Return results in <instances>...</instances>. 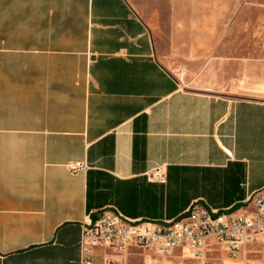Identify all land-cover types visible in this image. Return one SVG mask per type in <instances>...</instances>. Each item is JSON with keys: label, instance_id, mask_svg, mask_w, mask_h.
Instances as JSON below:
<instances>
[{"label": "crops", "instance_id": "0c3cea01", "mask_svg": "<svg viewBox=\"0 0 264 264\" xmlns=\"http://www.w3.org/2000/svg\"><path fill=\"white\" fill-rule=\"evenodd\" d=\"M259 6L0 0V264H80L82 224L114 209L155 223L195 202L253 213L264 196ZM158 168L164 183L147 178ZM134 252L98 250L94 264Z\"/></svg>", "mask_w": 264, "mask_h": 264}, {"label": "built area", "instance_id": "2783aa9c", "mask_svg": "<svg viewBox=\"0 0 264 264\" xmlns=\"http://www.w3.org/2000/svg\"><path fill=\"white\" fill-rule=\"evenodd\" d=\"M81 164L69 169L78 171ZM153 182L164 183L165 171L154 169L147 174ZM253 213L233 215L192 203L176 218L155 223L130 220L117 210L99 214L81 226L80 264H94L95 252L110 251L117 256L148 254V264H165L177 250L183 258L199 264H211L208 254H222V264H251L248 247L264 235V196L253 200ZM218 250H214L213 248ZM102 264H128L125 260L105 257Z\"/></svg>", "mask_w": 264, "mask_h": 264}, {"label": "rangeland", "instance_id": "374dc122", "mask_svg": "<svg viewBox=\"0 0 264 264\" xmlns=\"http://www.w3.org/2000/svg\"><path fill=\"white\" fill-rule=\"evenodd\" d=\"M259 3V19H260V31L264 32V0H258ZM264 35V34H263ZM253 96L257 98H264V89L262 85H260L259 89L253 94ZM249 249V254H248V259L251 261V264H264V235L260 236V239L257 243H255V246L253 247H248ZM146 256L148 254L144 253V255L140 256L139 258H132L129 257L128 261L129 263H134V264H141ZM175 261L176 264H197V262L194 261H189L186 259H176Z\"/></svg>", "mask_w": 264, "mask_h": 264}]
</instances>
